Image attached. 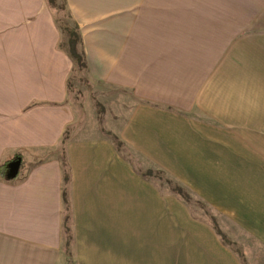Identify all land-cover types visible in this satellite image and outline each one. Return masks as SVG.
<instances>
[{"label": "crops", "instance_id": "1", "mask_svg": "<svg viewBox=\"0 0 264 264\" xmlns=\"http://www.w3.org/2000/svg\"><path fill=\"white\" fill-rule=\"evenodd\" d=\"M64 1L90 81L132 94L114 134L264 248V0ZM62 43L49 0H0V264H64L65 188L76 264H243L107 138L68 140L67 187Z\"/></svg>", "mask_w": 264, "mask_h": 264}, {"label": "rangeland", "instance_id": "2", "mask_svg": "<svg viewBox=\"0 0 264 264\" xmlns=\"http://www.w3.org/2000/svg\"><path fill=\"white\" fill-rule=\"evenodd\" d=\"M50 1V6L56 14L58 25L63 34L62 45L68 51V35L64 28L66 25L72 26V20L67 17L66 11L63 9L62 0ZM88 75L87 71L81 70L75 65L69 81V97L67 101L73 106L77 113V120L69 127L62 146L55 152L58 153L63 160L64 150L68 140L75 137L78 140L107 138L112 141V135H115L114 131L119 130L128 114L129 106L126 102L132 99L131 92L107 88L103 84L92 83ZM122 155L138 173H146L151 170L153 175L148 177L162 192L171 193L172 188L174 189V184L168 181L172 178L160 172V169L151 165L126 145L123 148ZM65 172L69 175V169L67 167H65ZM70 182L71 179L68 183L66 182L67 187L71 184ZM181 187H185L188 191L190 190L187 185L182 184ZM201 203H199L197 199L192 198L189 203L185 204L197 218L206 221L211 226H213L214 220H216L218 227L220 226L219 228L226 225V227L222 228V232L232 243L231 246L237 256H244L243 264H264V248L258 242L249 238L237 228L227 225L220 214L210 210ZM69 209L71 210V204L68 198V202H65V221L70 214ZM67 224L69 227L71 226V222ZM72 235V230L70 233H67V231L64 232L65 244L67 242V237Z\"/></svg>", "mask_w": 264, "mask_h": 264}, {"label": "trees", "instance_id": "3", "mask_svg": "<svg viewBox=\"0 0 264 264\" xmlns=\"http://www.w3.org/2000/svg\"><path fill=\"white\" fill-rule=\"evenodd\" d=\"M63 1V9L66 11L67 17L69 19L72 20V26H65V32L68 35V53L71 56V58L75 61V64L81 69V70H85L87 71L88 67H87V61H86V56L84 54V52L81 50V45H82V37L80 34V30H79V26L77 24V22H75L72 14L68 11L67 7H66V3L64 0ZM49 2H51L49 0ZM80 47V48H79ZM112 141L115 145V148L117 149V151L123 153V148L125 147V143H123L118 137H116L115 135H112ZM66 144V143H65ZM17 161H22V158L19 156L15 157L13 160L6 162L5 164H3L2 166H0V176L1 177H6V172L7 170L9 171L11 169V164L13 162H17ZM64 163H65V167H69L68 163H67V158H66V153L64 150ZM162 173H164L165 175H167L164 171H160ZM143 178L145 179H150L148 176H152L153 173L151 172V170L147 171L146 173H139ZM169 177V175H167ZM65 181L68 183L70 181V177L67 174V172L65 173ZM171 178V177H169ZM171 184H174V189L172 188V191L175 195H178L179 198H181V200H183L184 203H189L192 198H195L198 200L199 203H201L202 201L199 199V197L191 190H186V188H182L181 187V183L174 180V179H169L168 180ZM176 181V182H175ZM180 185V186H179ZM68 189L65 188V193H64V200L65 202H68ZM201 204H204L205 206H207L204 202H202ZM210 210L214 211L212 208H210L209 206H207ZM70 210V209H69ZM215 212V211H214ZM70 214H71V210H70ZM67 216L66 221H65V232L67 231V233H70V227L67 224L68 222L71 221V216ZM72 215V214H71ZM213 227L215 229V231L217 232L218 236L222 239L223 243L225 245L231 246L232 243L229 241L228 238H226L223 234V232L220 230V228L217 225L216 220H214L213 222ZM73 242H74V237L73 235L70 237H67V242L65 244V255H64V264H76L75 263V259H74V253H73ZM243 258L244 256H240V259L243 263Z\"/></svg>", "mask_w": 264, "mask_h": 264}, {"label": "water", "instance_id": "4", "mask_svg": "<svg viewBox=\"0 0 264 264\" xmlns=\"http://www.w3.org/2000/svg\"><path fill=\"white\" fill-rule=\"evenodd\" d=\"M20 167H21V162H19V161L11 166V171H10L11 177L18 176Z\"/></svg>", "mask_w": 264, "mask_h": 264}]
</instances>
